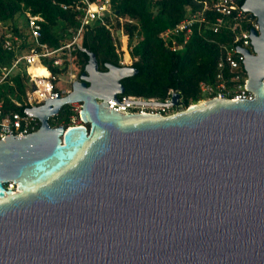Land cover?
<instances>
[{
	"label": "water",
	"instance_id": "1",
	"mask_svg": "<svg viewBox=\"0 0 264 264\" xmlns=\"http://www.w3.org/2000/svg\"><path fill=\"white\" fill-rule=\"evenodd\" d=\"M242 11L252 100L124 115L108 103L138 71L89 54L69 96L24 111L41 127L0 141V264H264V0ZM75 102L89 128H51Z\"/></svg>",
	"mask_w": 264,
	"mask_h": 264
},
{
	"label": "trees",
	"instance_id": "2",
	"mask_svg": "<svg viewBox=\"0 0 264 264\" xmlns=\"http://www.w3.org/2000/svg\"><path fill=\"white\" fill-rule=\"evenodd\" d=\"M74 1L0 0V28L7 27L5 33H0V68L11 69L16 59L30 49L26 13L44 19L42 42L48 44L51 49L57 50L70 43L80 27V21L77 12L65 11L62 6L70 5ZM111 1L118 18L123 20V23L116 21V28L123 33L127 59L132 61L131 67L138 71L136 76L121 82L125 88L124 96L163 102L169 97L170 92H174L180 95L179 107L176 110L183 111L203 100L200 84L203 82L215 86L220 73H223L229 89L235 86L232 82L234 74L229 67L227 65L223 69L219 67L224 60L221 46L229 48L236 46L234 45L236 37L242 35V32L249 33L254 28L257 20L251 14L241 16L235 32L229 28L230 21L217 34L204 25H198L187 42L183 37L177 38V43L183 45V48L173 52L171 45H166L163 40V33L184 20L188 15V9L192 13L201 12L205 2L211 4L209 0ZM245 1L233 0L231 5L233 17L242 10ZM205 17L208 24L212 25L218 14L206 11ZM19 19L22 21L25 19L23 28L17 24ZM7 35L14 38L16 36L20 40V48L16 52L15 50L8 52L4 48ZM81 45L87 53L73 51L78 78L85 72L89 54L96 56L101 72L106 70L107 64L121 67L115 39L101 25L95 23L88 27L83 34ZM239 45L242 46V43ZM43 63L50 67L55 76L65 72L52 68L49 61ZM28 83L26 67L21 64L0 84V101L4 103L7 112L20 110L14 105V101L25 102ZM228 99L232 97L229 96ZM69 116V109H64L55 119L49 121L51 128L67 126Z\"/></svg>",
	"mask_w": 264,
	"mask_h": 264
},
{
	"label": "built area",
	"instance_id": "3",
	"mask_svg": "<svg viewBox=\"0 0 264 264\" xmlns=\"http://www.w3.org/2000/svg\"><path fill=\"white\" fill-rule=\"evenodd\" d=\"M231 5H233V0H219L213 4L205 2L201 12L192 13L191 10L188 9L187 17L176 26L165 31L162 38L166 45H171V50L176 52L183 48V45L180 46L177 43V38L183 37L184 41L187 42L198 25H204L217 34L224 26L227 25V22L230 21L228 24L230 26L229 28L235 32L238 27L237 21L241 19L243 14L246 13H243L241 10L236 17H233ZM62 8L65 11L70 10L77 12L80 27L76 30L71 42L57 50L51 49L48 44L42 42L44 19L41 16H35L30 13L25 14L28 26V36L31 43L30 49L23 52L22 55L16 59L11 69L8 70L0 68V84L14 69H17L21 64H24L30 87L26 92L24 103L14 101V105L20 109L19 111L7 112L5 110L4 103L0 101V141L4 140V138L9 136L10 133L13 137L18 138L36 133L41 127L39 119L37 117L27 115L24 111L26 109H37L43 107L47 100L52 99V95L58 94V98H66L72 93L73 83L79 80L77 74H74L73 70L70 71L69 84L71 88L69 91L60 92L56 87V83L59 81L60 76H55L50 67L44 65L43 61L51 62L52 68H58L64 71L71 70L75 66L73 51L79 50L83 53H87L86 49H84L81 44L83 34L88 27L97 23L108 30L113 36V24L117 20L120 21V23H123V20L118 18L117 14L113 10L111 0H75L70 5H63ZM206 11H213L215 14H218V18L214 24H208L205 17ZM253 29L259 30L257 23L254 25ZM120 33L122 35L121 49L124 52V61L120 62V64L121 67L131 68L132 61L129 60V58L127 59L128 54L125 48L124 36L122 32ZM250 33L251 31L249 33L242 32V35L237 36L234 41V45L236 46L232 48L221 46L224 51V60L220 63L219 67L221 69H223L225 65L229 67L230 71L234 74L232 82L235 83V86L232 89H229L224 80L223 73H220L217 76V84L215 86L203 82L200 84V92L203 96V100L200 101L199 104L214 98L228 99L229 96L232 97L230 100L233 101L253 99L252 93L246 89L248 76L243 63L245 56L236 50L237 48H240L243 50H250L252 52V43L249 36ZM241 43L242 46L239 45ZM115 46L118 47L116 41ZM4 48L8 52L14 50L16 52L20 48V40L16 36L14 38L12 35H7ZM34 68L44 69L48 73V76H37L34 72H32ZM173 94L175 93L170 92L169 97L163 102L121 95L118 97V102L120 104H125L126 101L171 104ZM120 104L109 102L108 106L110 109L115 110L116 112H121L124 115L169 116L180 111L176 110L179 105L177 107H165L137 104H125V106H121ZM66 108L69 109L70 113L69 123L67 126L61 127H65L66 130L78 126L89 128L87 125L85 126L83 124L80 117L83 108V103L81 102L69 103L68 105L63 106L58 114L49 118V121L55 119ZM10 187L14 188L12 185H10Z\"/></svg>",
	"mask_w": 264,
	"mask_h": 264
},
{
	"label": "rangeland",
	"instance_id": "4",
	"mask_svg": "<svg viewBox=\"0 0 264 264\" xmlns=\"http://www.w3.org/2000/svg\"><path fill=\"white\" fill-rule=\"evenodd\" d=\"M219 0H209V2L211 3V4H213V3H216V2H218ZM22 19V18H21ZM21 19H19V21H18V25L20 26V27H24V24H25V19H23V21L21 20ZM117 22H115L114 24H113V36H114V39H115V41H116V43H117V50H118V54H119V56H120V59H121V62H123L124 61V53L121 51V47H122V43H121V39H122V35H121V33H120V31H118L117 30ZM5 28H7V27H1L0 28V33H5L6 32V29ZM8 29H10V28H8ZM9 31V30H8ZM75 56H73V58H74ZM75 65V64H74ZM73 70V72H74V74L76 73L77 74V70H76V68H75V66H74V68L73 69H71V70H67V71H65V72H63V74H61L60 75V77H59V81L56 83V87H57V89L61 92V91H69L70 90V88H71V86H70V84H69V80H70V75H69V72L70 71H72ZM28 87H30L29 86V83H28ZM8 187H10V185H7ZM14 188H15V186H14Z\"/></svg>",
	"mask_w": 264,
	"mask_h": 264
},
{
	"label": "bare ground",
	"instance_id": "5",
	"mask_svg": "<svg viewBox=\"0 0 264 264\" xmlns=\"http://www.w3.org/2000/svg\"><path fill=\"white\" fill-rule=\"evenodd\" d=\"M37 76H48V73L44 69L34 68L32 70Z\"/></svg>",
	"mask_w": 264,
	"mask_h": 264
},
{
	"label": "flooded vegetation",
	"instance_id": "6",
	"mask_svg": "<svg viewBox=\"0 0 264 264\" xmlns=\"http://www.w3.org/2000/svg\"><path fill=\"white\" fill-rule=\"evenodd\" d=\"M103 72H107V69L105 70V71H103ZM89 127V126H88Z\"/></svg>",
	"mask_w": 264,
	"mask_h": 264
}]
</instances>
